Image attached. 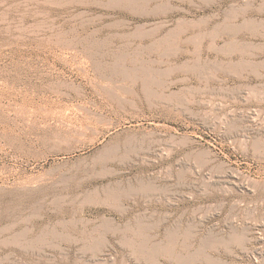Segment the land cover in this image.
I'll return each instance as SVG.
<instances>
[{
	"label": "rangeland",
	"instance_id": "obj_1",
	"mask_svg": "<svg viewBox=\"0 0 264 264\" xmlns=\"http://www.w3.org/2000/svg\"><path fill=\"white\" fill-rule=\"evenodd\" d=\"M0 264H264V0H0Z\"/></svg>",
	"mask_w": 264,
	"mask_h": 264
},
{
	"label": "bare ground",
	"instance_id": "obj_2",
	"mask_svg": "<svg viewBox=\"0 0 264 264\" xmlns=\"http://www.w3.org/2000/svg\"><path fill=\"white\" fill-rule=\"evenodd\" d=\"M112 125L113 124L108 122L102 114H97L96 118L93 119L91 126L88 127L87 130L85 129L84 132L77 134L76 138L72 137L71 140L69 139L62 143H56L52 148H50L46 156L43 158L45 161L52 160L54 162H59L58 167L68 169V171L82 170L83 167H90L92 169L101 168L106 170V168L114 161V156L116 154L114 149L105 148L99 151L97 155L90 157H87L86 153L97 147V145L102 142L103 138H100L99 134H104L103 136L105 137V134L114 128ZM94 134L95 136L90 137ZM84 155L86 156L84 157Z\"/></svg>",
	"mask_w": 264,
	"mask_h": 264
}]
</instances>
